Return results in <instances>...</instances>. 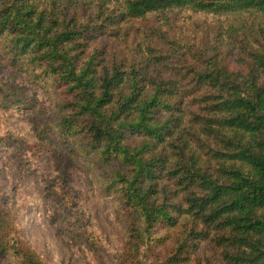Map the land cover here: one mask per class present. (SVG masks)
I'll use <instances>...</instances> for the list:
<instances>
[{
    "label": "trees",
    "instance_id": "1",
    "mask_svg": "<svg viewBox=\"0 0 264 264\" xmlns=\"http://www.w3.org/2000/svg\"><path fill=\"white\" fill-rule=\"evenodd\" d=\"M182 15L190 33L172 35ZM27 111L31 154L60 146L114 207L116 264H264V0H0V115ZM45 191L71 244L108 247L68 178ZM0 264H49L1 194Z\"/></svg>",
    "mask_w": 264,
    "mask_h": 264
},
{
    "label": "rangeland",
    "instance_id": "2",
    "mask_svg": "<svg viewBox=\"0 0 264 264\" xmlns=\"http://www.w3.org/2000/svg\"><path fill=\"white\" fill-rule=\"evenodd\" d=\"M197 20L198 25L204 26L201 20ZM155 26L154 20L136 22L130 33L123 36L127 38L126 49L130 48L133 40L135 44H147L146 36L149 34L143 33ZM191 26V21L182 15V18L172 20L167 29L172 35L179 31L189 34ZM149 40L156 41L155 37ZM107 43L111 51H117L123 59H128L130 52L123 48L120 40L114 38ZM169 66L174 67V63ZM24 91L37 100L45 113L50 110V96L41 88L26 83ZM47 115H52V112ZM39 123L40 119L33 111L5 118L0 115V136L13 134L24 140L21 150L0 145V194L16 217L21 237L49 264H116L121 226L114 207L109 200L94 195L60 146L49 147L42 154H31L36 141L34 131ZM63 177L68 178L72 192L80 196V203L91 219L92 229L105 237L108 247L90 246L80 241L75 246L64 237L60 227L51 222L54 211L45 187L58 183Z\"/></svg>",
    "mask_w": 264,
    "mask_h": 264
}]
</instances>
